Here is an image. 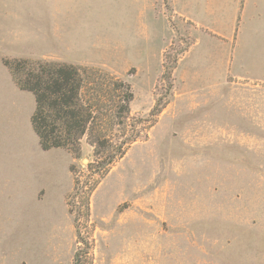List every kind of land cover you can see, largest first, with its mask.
<instances>
[{
    "label": "rangeland",
    "instance_id": "374dc122",
    "mask_svg": "<svg viewBox=\"0 0 264 264\" xmlns=\"http://www.w3.org/2000/svg\"><path fill=\"white\" fill-rule=\"evenodd\" d=\"M40 2L44 23L63 18L51 9L74 14L76 62L55 63L85 68L81 98L103 114L93 134L136 139L104 166L113 147L97 154L87 134L79 154L43 150L33 94L3 64L28 58L0 46V264H264V81L201 57L207 35L190 52L171 0ZM29 6L11 18L18 28ZM110 79L132 91L125 120L106 115Z\"/></svg>",
    "mask_w": 264,
    "mask_h": 264
},
{
    "label": "crops",
    "instance_id": "0c3cea01",
    "mask_svg": "<svg viewBox=\"0 0 264 264\" xmlns=\"http://www.w3.org/2000/svg\"><path fill=\"white\" fill-rule=\"evenodd\" d=\"M26 1L0 0V46L4 44L11 48L10 53H1L2 56L24 57L34 61L76 62L69 57L70 40L65 34L73 19L72 11L68 7L51 9L53 15L58 14L63 18L54 19L56 22L53 25L44 23L45 9L40 0H35V11L33 8L30 10V6L25 7L30 17H24V27L18 28L11 18L17 17V12L24 11L21 5L25 6ZM171 4L179 28L191 31L195 37L190 52L199 44L202 34L207 35L208 50L197 52L201 53V57L220 63L229 62V66L221 71L229 67L237 77L264 81V0H171ZM59 21H63V25ZM206 30L212 32L213 36ZM164 37L158 53L167 45L171 31ZM183 65L187 67L189 64H184L183 60ZM148 66L145 62L143 67L148 70Z\"/></svg>",
    "mask_w": 264,
    "mask_h": 264
},
{
    "label": "trees",
    "instance_id": "16d2710c",
    "mask_svg": "<svg viewBox=\"0 0 264 264\" xmlns=\"http://www.w3.org/2000/svg\"><path fill=\"white\" fill-rule=\"evenodd\" d=\"M3 64L14 83L21 90L33 94L35 108L30 121L43 150L65 148L79 154V140L87 134L97 154L108 146L113 147L108 160L100 165L104 166L121 155L123 147L136 139L132 134L134 128L128 136L116 142L109 137L108 130H104L101 135L93 134L96 129L95 119L103 114H99V104L83 103L81 91L85 84L80 73L85 71L84 67L46 61L31 62L28 59H5ZM109 83L113 86L112 90L119 93L116 94L117 99L112 100V113L106 115L121 116L125 120L130 113L129 104L133 98L130 86L115 79H110ZM158 112V107L154 106L150 116ZM73 264H79L78 256H75Z\"/></svg>",
    "mask_w": 264,
    "mask_h": 264
}]
</instances>
